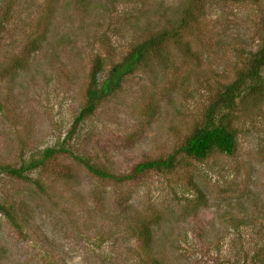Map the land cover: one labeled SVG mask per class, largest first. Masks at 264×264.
<instances>
[{
    "label": "rangeland",
    "instance_id": "1",
    "mask_svg": "<svg viewBox=\"0 0 264 264\" xmlns=\"http://www.w3.org/2000/svg\"><path fill=\"white\" fill-rule=\"evenodd\" d=\"M7 2L16 14L0 36V202L13 205L20 222L0 211V264H264V102L238 115L231 155H177L170 170L121 181L72 158L120 175L170 154L216 84L256 48L264 0H0V7ZM187 6L195 19L181 33L190 55L167 42L165 61L125 77L72 130L101 42L119 57L143 36L138 28L176 21ZM37 17L40 46L24 55ZM45 147L63 153L23 171L26 179L1 169L39 158ZM193 185L204 199L196 207ZM144 220L146 250L133 233Z\"/></svg>",
    "mask_w": 264,
    "mask_h": 264
},
{
    "label": "trees",
    "instance_id": "2",
    "mask_svg": "<svg viewBox=\"0 0 264 264\" xmlns=\"http://www.w3.org/2000/svg\"><path fill=\"white\" fill-rule=\"evenodd\" d=\"M81 6L86 0H77ZM238 1V0H233ZM9 2L0 7V36L12 23V16L16 13L11 10ZM48 9V5L46 6ZM49 10V9H48ZM192 7H186L182 10L181 17L176 21L164 20V24L158 29H151L149 24L139 29L137 33L143 35L135 39L127 50L119 57H115L112 48H104L102 55L94 54L90 60L87 73V81L83 91V103L79 108L78 114L74 117L71 129L80 122L84 117L92 114L98 105L112 92L117 90L122 81L128 75L135 71H144L153 62L165 61V47L167 42L172 41L176 48L184 54L190 55L191 47L187 40H182V30L187 26L192 17ZM43 17V16H42ZM42 17H37L35 24L31 29L32 36L26 45L23 46V53L36 51L43 37L44 31L38 30ZM191 19V22H192ZM264 28V21H263ZM136 32V30H134ZM108 39V38H107ZM105 39V40H107ZM108 50V51H106ZM194 56V55H193ZM108 57V63L104 58ZM233 67V75L227 82H218L214 90L208 96L203 107L202 116L196 120L188 133L183 137L180 144L167 156L158 158H145L136 162L130 173L113 174L103 166L91 162L90 157L73 155L72 158L77 164L82 165L91 173L101 178L110 177L113 180H130L136 175L148 172H162L174 168V161L179 159L176 156L188 157L195 160H204L212 153L231 155L236 148L237 127L236 122L239 114L257 111V106L264 102V29L260 36L259 42L253 51L242 54L237 59ZM24 59L19 57L14 60L11 68H21L24 66ZM107 69L102 77L99 74L103 72L105 65ZM151 113V112H150ZM151 115V114H150ZM57 153H63V150L57 147H45L40 151L39 158H31L22 162L17 168L9 165L1 167L12 176L26 179L23 171L40 167L45 161L54 157ZM194 193L193 207L202 204L203 196L200 189L193 185ZM191 203V204H192ZM0 211L17 227L20 220L13 211V205L0 202ZM133 233L140 241L142 249H147L150 243V230L148 223L144 220L141 224L133 229ZM150 264H158V261L152 259Z\"/></svg>",
    "mask_w": 264,
    "mask_h": 264
}]
</instances>
